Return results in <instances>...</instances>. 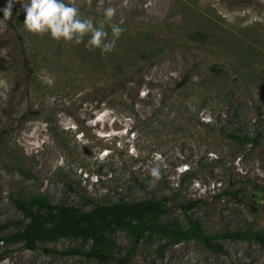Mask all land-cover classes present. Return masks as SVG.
<instances>
[{
    "label": "rangeland",
    "instance_id": "1",
    "mask_svg": "<svg viewBox=\"0 0 264 264\" xmlns=\"http://www.w3.org/2000/svg\"><path fill=\"white\" fill-rule=\"evenodd\" d=\"M20 2L10 17L0 11L4 234L26 222L18 197L89 209L166 196L163 223L193 218L206 234L246 237L209 248L156 236L133 264H264V0H65L103 21L109 41L123 17L126 30L105 54L85 46L88 35L76 44L29 32ZM234 132L256 143H236ZM115 239L125 256L128 234ZM90 244L0 243V264H103L79 253Z\"/></svg>",
    "mask_w": 264,
    "mask_h": 264
},
{
    "label": "trees",
    "instance_id": "2",
    "mask_svg": "<svg viewBox=\"0 0 264 264\" xmlns=\"http://www.w3.org/2000/svg\"><path fill=\"white\" fill-rule=\"evenodd\" d=\"M236 143H256L255 138L240 136L237 132L228 136ZM32 203L21 198L15 199L17 208L25 221L14 233L4 234L0 227V243L4 245L22 243L26 249L37 250L39 244L56 242L63 238L82 240L91 243L89 249L79 253L98 263L133 264L135 252L141 243H148L153 237L161 236L170 243H181L195 238L209 248L221 238H244L239 233L206 234L199 222L188 218V227L170 226L163 223V216L169 210V198L149 197L142 200H118L115 202L94 203L89 209H82L66 202L53 204L39 197ZM200 200L180 204L184 212L194 209ZM125 231L129 236V246L125 256H120L121 246L115 234ZM262 239L261 236H256ZM7 251L0 250V263ZM153 264V263H152Z\"/></svg>",
    "mask_w": 264,
    "mask_h": 264
},
{
    "label": "clouds",
    "instance_id": "3",
    "mask_svg": "<svg viewBox=\"0 0 264 264\" xmlns=\"http://www.w3.org/2000/svg\"><path fill=\"white\" fill-rule=\"evenodd\" d=\"M17 0H8L6 7L0 9L5 16L12 15L13 4ZM21 3V2H20ZM21 7L25 13L24 27L29 32L35 34H49L57 41H74L76 44L83 42V38L88 35L86 47L99 48L101 54L110 52L115 46V38L126 30L121 27L124 23L121 17L118 24L110 25L114 39L107 40L108 32L105 30L103 21L94 24L89 17L82 16L80 10L72 3L65 0H24ZM116 14V9L108 7L104 11V16L111 19ZM153 176H159V170H151Z\"/></svg>",
    "mask_w": 264,
    "mask_h": 264
}]
</instances>
